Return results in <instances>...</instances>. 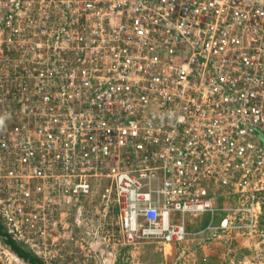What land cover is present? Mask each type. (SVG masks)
I'll list each match as a JSON object with an SVG mask.
<instances>
[{
  "label": "built area",
  "instance_id": "obj_1",
  "mask_svg": "<svg viewBox=\"0 0 264 264\" xmlns=\"http://www.w3.org/2000/svg\"><path fill=\"white\" fill-rule=\"evenodd\" d=\"M0 88V175L40 230L104 181L128 244L264 236V0H0Z\"/></svg>",
  "mask_w": 264,
  "mask_h": 264
},
{
  "label": "rangeland",
  "instance_id": "obj_2",
  "mask_svg": "<svg viewBox=\"0 0 264 264\" xmlns=\"http://www.w3.org/2000/svg\"><path fill=\"white\" fill-rule=\"evenodd\" d=\"M9 119L12 118L6 119L0 113V121ZM17 182L20 181L7 173L0 175L1 221L17 243L37 255L43 264H264V251L254 247L255 243L263 246L262 235L233 234L229 242L223 236L207 240L203 235L189 234L180 243L153 240L126 243L120 232L117 205L107 206L102 201L104 181L100 187L96 182L92 195L71 210L69 227L60 226V234L53 237L38 228L39 219L32 214L21 215L17 205L14 206L15 199L28 200L37 192L34 186L22 188ZM26 203L30 207L34 204L47 208L45 204L29 200ZM223 216V213L215 215L217 223ZM213 220L210 213H204L190 218L187 229L197 232ZM259 223L256 232L264 229V218L259 219ZM0 264L29 262L12 251L0 236Z\"/></svg>",
  "mask_w": 264,
  "mask_h": 264
},
{
  "label": "trees",
  "instance_id": "obj_3",
  "mask_svg": "<svg viewBox=\"0 0 264 264\" xmlns=\"http://www.w3.org/2000/svg\"><path fill=\"white\" fill-rule=\"evenodd\" d=\"M0 236L3 238V242L7 244L12 251H14L20 258L29 262V264H43V260H41L37 255L31 253L26 248H23L17 241L13 238L6 226L1 221L0 217Z\"/></svg>",
  "mask_w": 264,
  "mask_h": 264
},
{
  "label": "crops",
  "instance_id": "obj_4",
  "mask_svg": "<svg viewBox=\"0 0 264 264\" xmlns=\"http://www.w3.org/2000/svg\"><path fill=\"white\" fill-rule=\"evenodd\" d=\"M204 217V216H203ZM203 217H202V219H203ZM204 223V222H203Z\"/></svg>",
  "mask_w": 264,
  "mask_h": 264
}]
</instances>
